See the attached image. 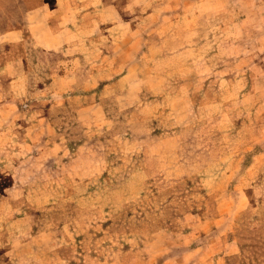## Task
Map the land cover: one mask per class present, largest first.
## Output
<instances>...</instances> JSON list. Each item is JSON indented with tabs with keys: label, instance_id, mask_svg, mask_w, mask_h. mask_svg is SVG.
<instances>
[{
	"label": "rangeland",
	"instance_id": "rangeland-1",
	"mask_svg": "<svg viewBox=\"0 0 264 264\" xmlns=\"http://www.w3.org/2000/svg\"><path fill=\"white\" fill-rule=\"evenodd\" d=\"M0 264H264V0H0Z\"/></svg>",
	"mask_w": 264,
	"mask_h": 264
}]
</instances>
